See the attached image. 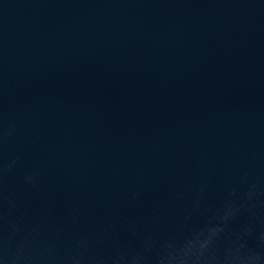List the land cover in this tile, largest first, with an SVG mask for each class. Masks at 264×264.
Returning <instances> with one entry per match:
<instances>
[{
	"label": "water",
	"instance_id": "water-1",
	"mask_svg": "<svg viewBox=\"0 0 264 264\" xmlns=\"http://www.w3.org/2000/svg\"><path fill=\"white\" fill-rule=\"evenodd\" d=\"M0 264H264V0H0Z\"/></svg>",
	"mask_w": 264,
	"mask_h": 264
}]
</instances>
